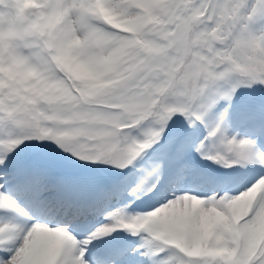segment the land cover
I'll return each mask as SVG.
<instances>
[{"label":"snow or ice","instance_id":"obj_1","mask_svg":"<svg viewBox=\"0 0 264 264\" xmlns=\"http://www.w3.org/2000/svg\"><path fill=\"white\" fill-rule=\"evenodd\" d=\"M0 264H264V0H0Z\"/></svg>","mask_w":264,"mask_h":264}]
</instances>
